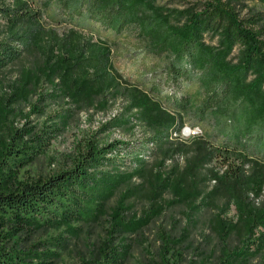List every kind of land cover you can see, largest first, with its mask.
Listing matches in <instances>:
<instances>
[{
  "label": "rangeland",
  "instance_id": "1",
  "mask_svg": "<svg viewBox=\"0 0 264 264\" xmlns=\"http://www.w3.org/2000/svg\"><path fill=\"white\" fill-rule=\"evenodd\" d=\"M41 1L28 2L30 7L40 10ZM207 1L158 0L170 7L202 6ZM256 7L264 10L263 5ZM39 27L37 42L0 71V114L6 115L0 122V158L4 146L12 138L18 140V136L21 144L26 142L27 146L41 145L44 141L49 144L33 161L13 167L12 173L16 174L7 178L9 185L16 188L21 182L45 180L71 170L85 159L90 147L112 143L115 147L105 151L104 159L90 172L96 178L122 176L126 180L101 212L97 202L91 203L92 196L87 195L95 191H79L87 202L83 204L94 214L92 218L76 216L67 223L32 228L5 227L2 232L6 247L17 252L26 264H95L101 260L104 241L109 239L115 245H127L120 248L126 249L122 264H224L237 252L243 256L235 255L233 264H264V248L252 247L251 253L240 252L245 249L243 239L254 214L248 217L242 204L248 203L245 210L252 206L261 209L264 190L258 194L248 189L246 176L252 163L239 153L227 157L217 152L216 141H212L214 145L207 144L212 158L202 170L206 178L200 193H192L182 154L167 159L161 168L169 173L177 167L171 185L161 190L154 183L161 157L155 145L148 141L149 129L138 118L139 104L133 103L154 82L164 80L162 72L168 55L152 54L135 30L115 34L96 28L92 32L49 16L41 19ZM93 47L108 50L110 63L95 78L94 85H101L90 98L83 96L86 89L76 96L70 93L74 85H68L61 73L48 76L47 70L40 71L46 55L52 54L55 59L64 54L69 59L68 49L87 54ZM76 69L71 70L73 74ZM87 71L91 75L95 72L92 67ZM171 86L166 84L163 88L166 91ZM182 86V92L191 91L197 101L200 99L195 81L184 82ZM182 116L180 139L187 141L192 150L196 141L208 134V129L197 123L192 113ZM127 118L129 121H125ZM194 127L200 128L196 135L191 133ZM45 134L49 137L42 141ZM215 138L211 135L209 139ZM212 171L218 172L222 179H213ZM122 202L124 209L113 216L114 208ZM121 214L125 222H144L131 232L120 225L123 233L117 236L113 222ZM225 224H230V228L224 231ZM263 231L264 226H259L254 232L258 236Z\"/></svg>",
  "mask_w": 264,
  "mask_h": 264
},
{
  "label": "trees",
  "instance_id": "2",
  "mask_svg": "<svg viewBox=\"0 0 264 264\" xmlns=\"http://www.w3.org/2000/svg\"><path fill=\"white\" fill-rule=\"evenodd\" d=\"M28 1L0 0V36L4 32V37L0 38V71L37 42L39 23L45 16L77 28L92 29V32L96 28L115 34L135 30L152 54L169 57L162 72L164 80L154 82L147 93L133 103L139 104L138 118L149 129L148 141L155 145L161 157L154 176L156 187L165 190L171 185L177 167L169 173L161 168L167 159L182 154L192 193H200L201 183L206 178L202 170L212 158L207 144L214 145L212 141H216L217 152L227 157L239 153L237 155L252 163L246 176L248 189L258 194L263 192L264 10L256 5L264 6V0H208L202 6L187 7H170L158 0H42L40 10L30 7ZM52 7L55 8L53 12L50 11ZM68 52L69 59L64 54L55 59L52 54L46 55L40 71L47 70L48 76L61 73L68 85H74L70 93L76 96L86 89L83 96L90 98L99 91L101 84L94 85V81L110 63L109 51L93 47L87 54L83 50L68 49ZM75 67L78 77L71 71ZM89 67L94 68L93 75L87 71ZM193 81L200 89L198 101L191 91L182 92L183 83ZM166 84L173 86L165 91L163 85ZM189 112L197 123H203L208 129L207 135L202 130L203 138L196 141L192 150L187 141L180 139L184 126L182 115ZM5 118L1 113L0 122ZM175 132L178 136L173 137ZM211 135H215V140L209 139ZM48 137L45 134L41 140ZM20 141L19 136L18 140L12 138L4 146L0 158V264H26L17 252L6 247L2 232L5 227L28 225L32 228L47 223H67L76 216L92 218L94 214L83 204L87 202L79 191H95L87 195L92 196L91 203L97 202L101 212L121 182L126 180L122 176L96 178V174L90 172L104 159V152L115 147L112 143L90 147L85 159L71 170L45 180L21 182L12 188L8 179L16 174L12 173L13 167L33 161V157L49 144L44 141L41 145L27 146ZM254 156L263 160L257 161ZM211 176L222 179L218 172L212 171ZM101 183L104 185L99 188ZM123 205L122 202L114 208L113 216L124 209ZM242 205L248 217L254 212L243 239L245 249L240 251L245 254L251 253L252 247L264 248V231L258 236L254 232L256 227L264 226V203L258 210L253 206L245 210L246 202ZM142 222L144 220L125 222L121 214L114 220L113 227L118 236L123 233L120 225L131 232ZM224 227L225 231L230 224ZM122 247L127 245L105 240L101 260L95 264H122L126 252V249L120 250ZM235 255L243 256L239 252ZM235 255L224 264H233Z\"/></svg>",
  "mask_w": 264,
  "mask_h": 264
},
{
  "label": "built area",
  "instance_id": "3",
  "mask_svg": "<svg viewBox=\"0 0 264 264\" xmlns=\"http://www.w3.org/2000/svg\"><path fill=\"white\" fill-rule=\"evenodd\" d=\"M193 130H191V133L193 134V135H196V134H198L199 132H200V128L199 127H194V128H192ZM174 134H176L177 135V133L175 132Z\"/></svg>",
  "mask_w": 264,
  "mask_h": 264
}]
</instances>
